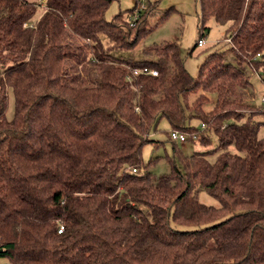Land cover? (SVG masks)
I'll list each match as a JSON object with an SVG mask.
<instances>
[{"label": "trees", "instance_id": "1", "mask_svg": "<svg viewBox=\"0 0 264 264\" xmlns=\"http://www.w3.org/2000/svg\"><path fill=\"white\" fill-rule=\"evenodd\" d=\"M111 1L0 0V264H264V109L249 79L264 81V0H197L190 51L207 18L230 22L228 50L197 76L175 41L116 56L168 11L151 24L155 4L135 3L108 20ZM162 118L217 147L184 154L170 133L169 171H149L142 148Z\"/></svg>", "mask_w": 264, "mask_h": 264}, {"label": "rangeland", "instance_id": "2", "mask_svg": "<svg viewBox=\"0 0 264 264\" xmlns=\"http://www.w3.org/2000/svg\"><path fill=\"white\" fill-rule=\"evenodd\" d=\"M138 3L142 6L155 4L156 13L150 17L151 24L159 17V14L167 12L166 17L162 19L156 26L142 36L138 43L131 49L114 51L116 56H121L131 60L151 59L152 56L145 55L143 48L147 45L157 44L163 41H175L178 52L183 59L184 66L194 76H197L201 63L206 59L209 52L214 49L229 48V43L224 41L225 35L228 34L230 22L218 23L213 17H209L205 21V26L208 27L203 35L204 46H196L193 51H190L199 37V14L200 5L197 0H112L108 5L105 16L108 20L112 19L118 13H122L125 19L130 17L129 10ZM43 8L39 6L32 18L35 21L41 14ZM249 79L251 82V90L253 97L250 99L252 104L264 109L262 96L264 95V81L255 71H250ZM14 95L10 91L8 95L7 107L5 116L11 119L14 116ZM257 119L264 121V112L256 116ZM194 125L200 123L193 119ZM171 127L165 118L160 119L156 127L150 130V139L142 148V167L155 174H161L169 171L170 163L167 155L172 154V140L169 139ZM258 136H264V123L258 130ZM176 145L184 154H190L195 150H207L217 147V138L215 134L211 135V143L203 144L197 138L186 139L184 141L176 140ZM231 152L243 153L237 151L234 146H230ZM209 155L210 159L215 158V154ZM198 198L202 202L211 205H218V201L211 197L206 191L201 190L198 193Z\"/></svg>", "mask_w": 264, "mask_h": 264}, {"label": "built area", "instance_id": "3", "mask_svg": "<svg viewBox=\"0 0 264 264\" xmlns=\"http://www.w3.org/2000/svg\"><path fill=\"white\" fill-rule=\"evenodd\" d=\"M137 16V13L135 12V14L131 17L132 20H134ZM197 45L198 46H202L204 45V39H199L197 41ZM133 73L134 74H137V73H149V74H152V75H157V70L156 69H150L148 68L147 66H141V67H135L134 70H133ZM262 101L264 102V95L262 96ZM171 137L175 140H181V141H184L185 140V135L182 134V133H179L177 131H171Z\"/></svg>", "mask_w": 264, "mask_h": 264}]
</instances>
